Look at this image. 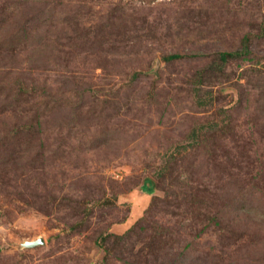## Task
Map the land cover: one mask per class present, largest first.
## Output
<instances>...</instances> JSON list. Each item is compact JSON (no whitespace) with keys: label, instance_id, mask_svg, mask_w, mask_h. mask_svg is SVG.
I'll return each mask as SVG.
<instances>
[{"label":"rangeland","instance_id":"obj_1","mask_svg":"<svg viewBox=\"0 0 264 264\" xmlns=\"http://www.w3.org/2000/svg\"><path fill=\"white\" fill-rule=\"evenodd\" d=\"M0 264H264V0H0Z\"/></svg>","mask_w":264,"mask_h":264},{"label":"trees","instance_id":"obj_2","mask_svg":"<svg viewBox=\"0 0 264 264\" xmlns=\"http://www.w3.org/2000/svg\"><path fill=\"white\" fill-rule=\"evenodd\" d=\"M248 48V47H247ZM246 54L245 51H237V53H232V52H221L220 57L223 61H226L229 57H235L236 55H244ZM177 54H172L169 58H175Z\"/></svg>","mask_w":264,"mask_h":264},{"label":"water","instance_id":"obj_3","mask_svg":"<svg viewBox=\"0 0 264 264\" xmlns=\"http://www.w3.org/2000/svg\"><path fill=\"white\" fill-rule=\"evenodd\" d=\"M40 243H43V239L41 238L36 239V240L25 241L24 245L27 247H32Z\"/></svg>","mask_w":264,"mask_h":264}]
</instances>
